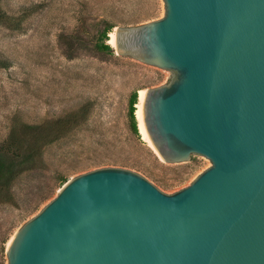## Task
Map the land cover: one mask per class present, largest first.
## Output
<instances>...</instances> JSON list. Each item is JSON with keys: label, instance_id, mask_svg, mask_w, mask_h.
I'll return each mask as SVG.
<instances>
[{"label": "water", "instance_id": "obj_1", "mask_svg": "<svg viewBox=\"0 0 264 264\" xmlns=\"http://www.w3.org/2000/svg\"><path fill=\"white\" fill-rule=\"evenodd\" d=\"M163 1L112 46L168 71L141 103L158 156L211 165L175 192L122 166L80 172L14 233L8 264H264V0Z\"/></svg>", "mask_w": 264, "mask_h": 264}, {"label": "rangeland", "instance_id": "obj_2", "mask_svg": "<svg viewBox=\"0 0 264 264\" xmlns=\"http://www.w3.org/2000/svg\"><path fill=\"white\" fill-rule=\"evenodd\" d=\"M0 7L9 15H23L18 28L0 22V140L7 136L14 114L39 122L93 100L87 121L63 141L82 152V163L97 167L125 160L129 166L122 167L166 192L189 185L211 165L201 154L180 163L163 161L140 131L137 103L131 113L133 93L139 96L141 88L159 85L167 69L120 56L115 48L103 53L93 45L104 19L116 26L159 19L165 14L163 0H0ZM70 45H78L74 54ZM66 181L54 177L49 185L48 176L23 175L14 186L19 206L0 204V247L3 238L7 247Z\"/></svg>", "mask_w": 264, "mask_h": 264}, {"label": "trees", "instance_id": "obj_3", "mask_svg": "<svg viewBox=\"0 0 264 264\" xmlns=\"http://www.w3.org/2000/svg\"><path fill=\"white\" fill-rule=\"evenodd\" d=\"M22 18L23 15H9L0 7V22L18 28ZM102 22L103 27L93 45L100 52L113 53L114 47L108 42L109 32L113 31L117 23H110L106 19ZM77 46L70 45V50L73 51L71 54H74ZM137 102L138 94L134 92L130 98L132 115L135 111L134 104ZM94 103L93 100H87L58 117L39 122H28L19 113L11 117L8 134L0 140V204L19 206L14 186L23 175L39 173L44 179L48 176L50 185L51 178L57 177L64 182L70 175L95 168L91 164L82 163L81 151L65 146L63 142L87 121ZM132 128L138 130L135 119ZM109 163L129 166L127 161L122 159H113ZM1 241L0 252L3 260L0 264H4L6 238Z\"/></svg>", "mask_w": 264, "mask_h": 264}, {"label": "bare ground", "instance_id": "obj_4", "mask_svg": "<svg viewBox=\"0 0 264 264\" xmlns=\"http://www.w3.org/2000/svg\"><path fill=\"white\" fill-rule=\"evenodd\" d=\"M109 42L115 46V30L110 32V39ZM147 91L146 88H141L139 90V96H138V102H137V115L139 118V127H140V131L143 134V137L145 138V140H147L150 144V146L156 151L155 147L153 146V144L151 143L148 135L145 132V128H144V123H143V118H142V113H141V103H142V97L144 96L145 92ZM157 152V151H156ZM158 154V153H157Z\"/></svg>", "mask_w": 264, "mask_h": 264}]
</instances>
